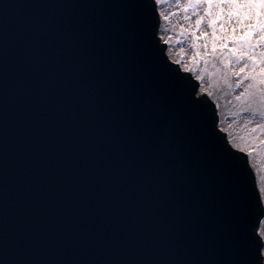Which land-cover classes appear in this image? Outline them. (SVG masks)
Instances as JSON below:
<instances>
[{"label":"water","instance_id":"obj_1","mask_svg":"<svg viewBox=\"0 0 264 264\" xmlns=\"http://www.w3.org/2000/svg\"><path fill=\"white\" fill-rule=\"evenodd\" d=\"M158 25L154 0H0V264L244 251L247 155L206 94L191 105Z\"/></svg>","mask_w":264,"mask_h":264},{"label":"rangeland","instance_id":"obj_2","mask_svg":"<svg viewBox=\"0 0 264 264\" xmlns=\"http://www.w3.org/2000/svg\"><path fill=\"white\" fill-rule=\"evenodd\" d=\"M156 8L158 37L167 42L173 64L182 60L181 69L187 73V66H191L198 91L211 98L218 113V129L232 148L247 155L258 192L264 195V5L253 8L240 3L161 0ZM193 37L199 39L194 41ZM193 43L201 56L199 63L191 60ZM245 66L243 76L252 79L242 81L239 73ZM261 225L258 228L264 235Z\"/></svg>","mask_w":264,"mask_h":264},{"label":"snow or ice","instance_id":"obj_3","mask_svg":"<svg viewBox=\"0 0 264 264\" xmlns=\"http://www.w3.org/2000/svg\"><path fill=\"white\" fill-rule=\"evenodd\" d=\"M161 0H156V3L159 4ZM203 3L211 5L212 3H228L230 5H236L238 3L245 4L250 7H256L257 5H264V0H202ZM197 25L201 23L200 20L196 21ZM212 25V21H209V26ZM160 31H163L161 28ZM213 44L212 49L213 52L216 51L217 45L215 41V31H213ZM199 39V37H193V40ZM157 43H164V48L162 50V56L164 57L166 63L172 64L173 59L169 56V52L167 50V42H162L159 39L157 40ZM225 46H221L223 48ZM205 48H207V44H205ZM191 49L193 52V55L191 57V60L194 63H199L201 56L200 53L196 50V45L193 43L191 45ZM181 57L185 55L183 51L180 53ZM207 56L208 54L205 53V63H207ZM181 63L182 60H176L175 61V69L176 74L179 76V74L182 72L181 69ZM188 67V75H191L192 68L191 66ZM246 70L245 68L240 69L239 75L241 76L242 81H247L252 79V77H246L243 76V73ZM199 80V77L196 78ZM251 86V85H249ZM196 91V98H192L191 95H189V102L194 108L199 109L200 101L205 98L203 93H200L198 90L194 89ZM244 93H241V96H243ZM238 99L240 97H237ZM214 103V102H213ZM218 115V113H217ZM232 164V167L234 170L239 174L240 169L238 163L235 161H230ZM264 224V195H260L258 192H252L249 200V211L246 214L245 217V246L244 251L236 256V258L228 261V264H264V235L260 233V230L258 228V225Z\"/></svg>","mask_w":264,"mask_h":264},{"label":"bare ground","instance_id":"obj_4","mask_svg":"<svg viewBox=\"0 0 264 264\" xmlns=\"http://www.w3.org/2000/svg\"><path fill=\"white\" fill-rule=\"evenodd\" d=\"M207 98H208V100L211 101V98L209 96ZM261 226H262L261 229H263L264 228V224H262Z\"/></svg>","mask_w":264,"mask_h":264}]
</instances>
